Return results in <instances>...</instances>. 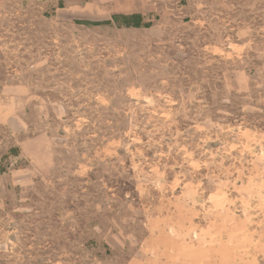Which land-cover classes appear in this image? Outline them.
Listing matches in <instances>:
<instances>
[{
    "label": "rangeland",
    "instance_id": "374dc122",
    "mask_svg": "<svg viewBox=\"0 0 264 264\" xmlns=\"http://www.w3.org/2000/svg\"><path fill=\"white\" fill-rule=\"evenodd\" d=\"M0 264H264V0H0Z\"/></svg>",
    "mask_w": 264,
    "mask_h": 264
}]
</instances>
